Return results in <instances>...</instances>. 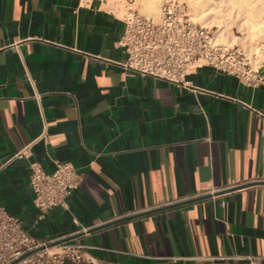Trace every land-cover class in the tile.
<instances>
[{"label":"crops","instance_id":"crops-1","mask_svg":"<svg viewBox=\"0 0 264 264\" xmlns=\"http://www.w3.org/2000/svg\"><path fill=\"white\" fill-rule=\"evenodd\" d=\"M127 12L111 0H0L3 205L36 240L81 245L85 259L66 264H264V83L208 65L187 84L126 69ZM57 161L81 184L67 209L42 215L30 166L50 173Z\"/></svg>","mask_w":264,"mask_h":264},{"label":"built area","instance_id":"built-area-1","mask_svg":"<svg viewBox=\"0 0 264 264\" xmlns=\"http://www.w3.org/2000/svg\"><path fill=\"white\" fill-rule=\"evenodd\" d=\"M123 19L125 29L117 44L128 54L124 63L126 69L172 83L187 84L190 83L187 76L208 65L238 77L247 85L264 83L263 73L254 67L245 47L217 40V29L195 22L185 0H162L158 18L128 8ZM42 137L44 135L37 140ZM29 149L27 146L18 155L29 157ZM81 180V174L69 162L57 161L50 173L39 162H32L30 166L29 183L34 193V204L42 215L54 207L67 209L69 198L80 187ZM238 185L213 189L196 197L214 196ZM82 249L81 245L66 241L36 240L25 230L21 220L8 212L0 199V264L78 262L85 259Z\"/></svg>","mask_w":264,"mask_h":264},{"label":"bare ground","instance_id":"bare-ground-1","mask_svg":"<svg viewBox=\"0 0 264 264\" xmlns=\"http://www.w3.org/2000/svg\"><path fill=\"white\" fill-rule=\"evenodd\" d=\"M159 1L161 0H142L144 11L147 14L151 13L154 17L157 16L160 12ZM185 1L193 11L191 16L194 21H200L201 24L207 26L214 24L218 26L219 31L217 29L215 38L219 41L228 44L238 42V38L232 32L233 25L231 24L233 21H237L244 35V38L239 40L251 54L258 55L253 61L254 65L257 67L264 63V52L262 55L260 51L261 47L264 49V0Z\"/></svg>","mask_w":264,"mask_h":264},{"label":"rangeland","instance_id":"rangeland-1","mask_svg":"<svg viewBox=\"0 0 264 264\" xmlns=\"http://www.w3.org/2000/svg\"><path fill=\"white\" fill-rule=\"evenodd\" d=\"M111 1H113V2H115L116 4H123V6H124V8L127 10L128 8H132V10L133 11H138V12H140V13H142V14H145V15H151V13H149V14H147V12H145L144 11V6H143V3H142V0H111ZM162 1V0H161ZM161 1H159V3H158V7H159V10H160V3H161ZM187 2V1H186ZM188 4V3H187ZM189 6V5H188ZM189 11H190V14L193 12V11H191V9H190V7H189ZM160 13V12H159ZM192 15V14H191ZM159 16V14H157V16H155V17H158ZM196 22V21H195ZM197 23H200L201 24V22L200 21H198ZM232 25V32L234 33V35L238 38L237 40H238V42L237 41H235V42H233V44H240V45H242L243 47H245V49L248 51V49H247V47L246 46H244V44H242V41H240L241 39H243L244 38V35H243V31H241V29H240V25L238 24V22L237 21H233L232 23H231ZM211 26H214V29H218V31H219V28H218V26H216L215 24L214 25H211ZM217 31V32H218ZM217 32H216V34H217ZM215 34V35H216ZM240 39V40H239ZM240 41V42H239ZM221 42H223V41H221ZM232 44V43H231ZM260 51H261V53H262V55H263V52H264V49H263V47H261L260 48ZM248 53L250 54V56H251V58H252V62L254 61V59L255 58H257L258 57V55H256V54H254V53H250L249 51H248ZM262 55H259V56H262ZM253 64H254V62H253ZM254 67L255 68H259L260 70H261V72L263 73V75H264V63H262V65H260V66H255L254 65Z\"/></svg>","mask_w":264,"mask_h":264},{"label":"water","instance_id":"water-1","mask_svg":"<svg viewBox=\"0 0 264 264\" xmlns=\"http://www.w3.org/2000/svg\"><path fill=\"white\" fill-rule=\"evenodd\" d=\"M211 195H205V196H202V197H198V198H194V199H190V200H186V201H183V202H179V203H175V204H172V205H168V206H165V207H162V208H157V209H154V210H150L148 212H144V213H139V214H135V215H131V216H128V217H124V218H121L119 220H116L114 222H111V223H108V224H105V225H102V226H98L96 228H93L92 230L90 231H96V230H99L103 227H106L110 224H113V223H117V222H120V221H123V220H128V219H132V218H136V217H139V216H142L144 214H150V213H153V212H157V211H161V210H164V209H167V208H171V207H175V206H179L181 204H186V203H191V202H194V201H199V200H203V199H207V198H210ZM67 240V239H66ZM65 239L63 240H60V242H64L66 241Z\"/></svg>","mask_w":264,"mask_h":264}]
</instances>
